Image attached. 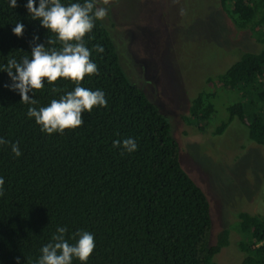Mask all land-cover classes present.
<instances>
[{
	"label": "trees",
	"instance_id": "16d2710c",
	"mask_svg": "<svg viewBox=\"0 0 264 264\" xmlns=\"http://www.w3.org/2000/svg\"><path fill=\"white\" fill-rule=\"evenodd\" d=\"M220 11L236 29L247 31L261 45L257 53H242L213 79L236 98L226 105L227 117L213 135L237 121L246 139L264 147V0H217ZM28 0H0V264H37L41 248L53 242L58 227L75 244L77 232L94 234L96 247L86 264H215L213 257L228 244V229L211 238L210 205L202 189L183 169L178 143L167 117L126 79L108 31L100 20L83 38L91 50L98 75H86L80 86L105 93L106 107L85 111L84 124L51 135L41 131L29 107H46L74 90L77 83L46 79L29 93L35 105L21 101L11 90L8 61L31 60L35 44L61 50L56 33L33 19ZM68 6L85 0H60ZM39 6V0H36ZM95 10V9H94ZM23 23L22 36L13 34ZM53 41L48 43L47 41ZM74 43V41H73ZM104 51L99 53L95 46ZM13 72L15 70L13 69ZM57 91H52V89ZM215 91L201 90L190 100L188 121L209 123L215 110ZM134 138L132 153L113 147V141ZM19 142L21 156L12 152ZM237 248L242 264H264V218L236 214ZM72 264H82L73 258Z\"/></svg>",
	"mask_w": 264,
	"mask_h": 264
},
{
	"label": "rangeland",
	"instance_id": "374dc122",
	"mask_svg": "<svg viewBox=\"0 0 264 264\" xmlns=\"http://www.w3.org/2000/svg\"><path fill=\"white\" fill-rule=\"evenodd\" d=\"M100 20L108 31L126 79L167 117L178 143L183 169L202 189L209 205L211 238L228 229V244L213 257L215 264H242L237 248L236 214L264 218V147L249 142L236 120L221 135L226 105L236 96L214 79L242 53L262 48L223 14L217 0H110ZM215 91L211 121H188L190 100L201 90Z\"/></svg>",
	"mask_w": 264,
	"mask_h": 264
},
{
	"label": "clouds",
	"instance_id": "9594fccd",
	"mask_svg": "<svg viewBox=\"0 0 264 264\" xmlns=\"http://www.w3.org/2000/svg\"><path fill=\"white\" fill-rule=\"evenodd\" d=\"M109 2L110 0H103L105 5ZM96 4L97 0H85L83 4L72 3L65 6L60 0H39L37 7L36 0H28L25 6L33 19H39L44 28L57 34L58 39L63 42V47L59 51L54 48L46 49L44 44H35L39 36H34L31 60L25 56L19 63L15 59L8 61L6 72L12 84L6 87L18 91L22 102L35 105L37 101L29 93L42 89L45 79L50 84L55 83L58 78L70 79L77 83L73 91L58 100L53 99L48 106L39 109L29 107L28 116L34 117L36 123L41 126V131L49 135L57 132L63 134L65 129L78 128L84 124L82 114L85 111L91 112L96 106H107L102 90L93 91L80 86L86 75H98V67L91 59V50L85 46L83 40L95 27L96 20L107 17V9L96 7ZM10 7H18L17 0H10ZM12 32L18 37L22 36L23 23H16ZM47 42L53 43L51 40ZM95 50L99 53L104 51L100 45H96ZM8 143L9 141L0 137V145ZM113 147H122L126 152L132 153L137 150L138 145L134 138H125L122 142L113 141ZM12 152L17 157L22 155L18 141L12 144ZM4 184V178L0 177V196L4 194ZM67 231L66 227L57 228L53 242L41 248L42 255L37 264H72L73 258H78L82 264H86L96 247L94 234L87 231L77 232L74 234L79 237L77 242L70 244L65 239Z\"/></svg>",
	"mask_w": 264,
	"mask_h": 264
}]
</instances>
